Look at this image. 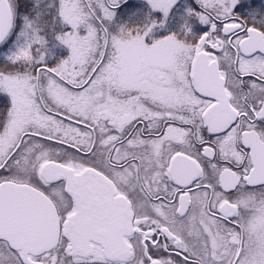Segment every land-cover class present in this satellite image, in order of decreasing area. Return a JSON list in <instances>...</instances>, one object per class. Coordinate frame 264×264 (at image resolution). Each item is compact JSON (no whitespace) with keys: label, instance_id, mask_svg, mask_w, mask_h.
Segmentation results:
<instances>
[{"label":"snow or ice","instance_id":"6c2138e0","mask_svg":"<svg viewBox=\"0 0 264 264\" xmlns=\"http://www.w3.org/2000/svg\"><path fill=\"white\" fill-rule=\"evenodd\" d=\"M0 264H264V0H0Z\"/></svg>","mask_w":264,"mask_h":264}]
</instances>
